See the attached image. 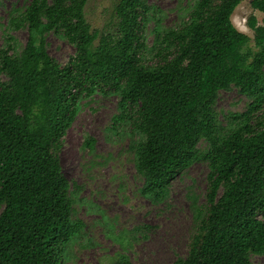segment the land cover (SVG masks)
Returning a JSON list of instances; mask_svg holds the SVG:
<instances>
[{
	"label": "trees",
	"instance_id": "trees-1",
	"mask_svg": "<svg viewBox=\"0 0 264 264\" xmlns=\"http://www.w3.org/2000/svg\"><path fill=\"white\" fill-rule=\"evenodd\" d=\"M88 1L30 0L9 12L0 47V264H61L81 232L77 185L64 177L59 150L81 97L95 93L117 99L110 128L130 127L140 194L151 203L165 202L194 162L207 166L203 204L190 197L187 254L173 264H251L264 255V18L249 16V38L231 21L244 0H193L180 25L163 28L149 0H116L113 27L91 31ZM249 3L264 14V0ZM20 29L21 49L12 35ZM49 34L73 47L65 65L47 53ZM232 89L246 108L222 122L215 104ZM84 144L92 150L94 140ZM128 263L122 255L114 264Z\"/></svg>",
	"mask_w": 264,
	"mask_h": 264
},
{
	"label": "rangeland",
	"instance_id": "rangeland-1",
	"mask_svg": "<svg viewBox=\"0 0 264 264\" xmlns=\"http://www.w3.org/2000/svg\"><path fill=\"white\" fill-rule=\"evenodd\" d=\"M30 0H0V47L6 22L12 8L24 9ZM116 0H89L85 18L91 31L110 30L114 23ZM160 11L163 28L180 25L193 0H149ZM249 16L260 24L264 14L253 10L249 0L234 10L231 21L235 28L253 37L247 26ZM17 46L26 42V31H13ZM46 49L50 57L65 65L74 55L65 40L49 34ZM152 35L146 43L151 45ZM250 47L253 43L250 42ZM151 56H148V61ZM117 99L108 94L82 96L79 108L68 127L59 150L62 173L73 190V219L83 224L81 232L62 253L61 264H114L125 256L128 264H173L188 251L192 216L190 197L203 204L207 166L202 161L191 164L170 185L168 199L153 204L140 194L142 179L134 167L129 147L130 127L111 129ZM247 99L234 89L220 92L215 110L222 122L233 113L245 110ZM94 140L93 149L84 144ZM201 147L204 143L200 144ZM251 264H264V255H251Z\"/></svg>",
	"mask_w": 264,
	"mask_h": 264
}]
</instances>
